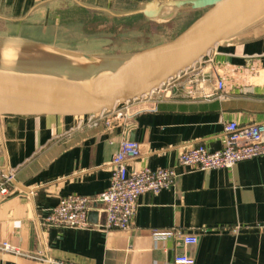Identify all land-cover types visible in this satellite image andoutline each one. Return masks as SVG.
Returning <instances> with one entry per match:
<instances>
[{
	"label": "crops",
	"instance_id": "0c3cea01",
	"mask_svg": "<svg viewBox=\"0 0 264 264\" xmlns=\"http://www.w3.org/2000/svg\"><path fill=\"white\" fill-rule=\"evenodd\" d=\"M154 1L188 0H0V39L19 36L18 26L28 27L41 12L46 20L52 10L70 7L125 19L142 15L126 16ZM206 10L164 7L161 14H182V20L175 33L155 43L175 38ZM64 18L58 29L65 26ZM201 68L207 79L203 91L214 93L222 79L221 93L189 96L185 77L174 81L169 92L162 87L106 113L111 127L102 123L77 129L72 118H1L0 171L12 173L14 180L7 195L0 189V264H174L184 254L195 264H264V156L228 170L197 172L178 166L179 154L190 147L222 149L230 122L264 125V22L219 44L196 65ZM127 137L142 147L141 157L128 169L173 168L179 175L174 186L142 195L128 230L97 227L105 220L99 203L89 215L95 225L90 229L47 227L43 219L61 199H94L109 188L110 162ZM156 231L197 235L198 244L159 240Z\"/></svg>",
	"mask_w": 264,
	"mask_h": 264
},
{
	"label": "water",
	"instance_id": "95a60500",
	"mask_svg": "<svg viewBox=\"0 0 264 264\" xmlns=\"http://www.w3.org/2000/svg\"><path fill=\"white\" fill-rule=\"evenodd\" d=\"M168 5L207 10L175 38L129 53L109 68L0 66V119L99 117L118 105L149 97L199 64L219 44L264 22V0L154 1L126 16L157 18ZM50 48L64 57L94 61L78 52Z\"/></svg>",
	"mask_w": 264,
	"mask_h": 264
},
{
	"label": "built area",
	"instance_id": "2783aa9c",
	"mask_svg": "<svg viewBox=\"0 0 264 264\" xmlns=\"http://www.w3.org/2000/svg\"><path fill=\"white\" fill-rule=\"evenodd\" d=\"M187 78L188 95L203 94L212 97L224 90V81H217L216 89L211 93L203 91L207 83L204 69H192L180 74L163 86L168 90L174 81ZM170 89L168 90V92ZM106 113L99 117L76 120L77 129L86 127L98 128L105 123L112 126V121L105 120ZM119 118V117H117ZM105 120V121H104ZM142 155L139 143L124 141L110 162L111 178L109 188L92 199L87 196L73 195L60 200L57 207L52 209L43 219L47 227L62 229H90L95 225L89 220L94 204H101L100 210L105 216L103 224L96 225L104 231L128 230L135 219L138 199L145 194L158 195L163 190L172 188L179 175L173 168L151 169L143 167L130 171L129 163ZM264 156V125L253 124L240 126L237 122H230L225 127V144L218 151H210L204 145L190 147L178 156V166L190 171L210 172L216 170L232 169L239 163ZM14 180L12 173L4 174L0 171L1 193H9L8 184ZM155 237L159 240L175 238L185 246L198 244L197 235H183L177 231H156ZM9 250L8 245H4ZM49 264H74L63 261H49ZM174 264H195L193 257L181 255L175 258Z\"/></svg>",
	"mask_w": 264,
	"mask_h": 264
},
{
	"label": "rangeland",
	"instance_id": "374dc122",
	"mask_svg": "<svg viewBox=\"0 0 264 264\" xmlns=\"http://www.w3.org/2000/svg\"><path fill=\"white\" fill-rule=\"evenodd\" d=\"M133 9L130 7L128 11ZM65 10H52L49 20L41 15L42 12L38 13L25 24L28 27L18 26L21 29L18 30L19 36L0 39V66L78 68L84 71L109 68L120 60L121 55L172 35L182 20V14L170 18V14L162 12L157 18L138 15L116 19L79 9L72 11L71 7ZM60 15L66 23L58 29L56 24L62 21ZM64 36H68L70 42ZM57 45L63 47L61 49L72 48L94 61L64 57L51 50L50 47Z\"/></svg>",
	"mask_w": 264,
	"mask_h": 264
}]
</instances>
